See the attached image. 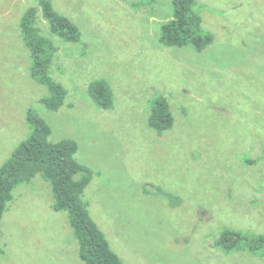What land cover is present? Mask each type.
<instances>
[{
	"label": "rangeland",
	"instance_id": "1",
	"mask_svg": "<svg viewBox=\"0 0 264 264\" xmlns=\"http://www.w3.org/2000/svg\"><path fill=\"white\" fill-rule=\"evenodd\" d=\"M78 29L60 39L38 9L36 27L52 48V94L30 75L19 23L35 0H0V166L31 134V111L49 142L74 141L92 178L83 200L123 264H264L257 249L225 251L222 232L264 238V0H195L213 43L198 52L168 47L161 27L172 0H51ZM105 84L113 105L90 96ZM164 100V132L148 119ZM37 175L13 191L1 221L0 264H84L66 211ZM244 237V236H242ZM245 247H244V246Z\"/></svg>",
	"mask_w": 264,
	"mask_h": 264
},
{
	"label": "trees",
	"instance_id": "2",
	"mask_svg": "<svg viewBox=\"0 0 264 264\" xmlns=\"http://www.w3.org/2000/svg\"><path fill=\"white\" fill-rule=\"evenodd\" d=\"M35 2L37 7L26 10L19 27L31 53L30 75L46 86L52 94L51 98L42 99L41 104L49 110H57L63 104L65 92L48 76L52 48L38 33V9H41L42 15L49 22L51 32L60 39L78 42L80 34L69 19L53 10L51 0ZM194 5L195 0H172V17L161 27V42L164 45L178 48L191 46L201 52L213 43V36L202 30L201 18L195 13ZM90 96L102 109H110L113 105L112 92L101 82L92 84ZM27 122L31 127L30 136L0 166V235L2 217L13 198V191L20 184L29 183L40 175L51 184L54 199L52 209L55 212L68 213L70 225L79 244L80 260L84 264H123L112 251L105 234L91 218L88 205L83 200L92 172L77 162L76 143L71 140L49 142L50 128L31 111L28 112ZM173 122L166 102H154L148 119L149 125L158 132H164ZM216 241L225 251L240 249L242 241L247 249L254 250L258 248L254 246L261 244L264 238L251 239L238 232L225 231Z\"/></svg>",
	"mask_w": 264,
	"mask_h": 264
}]
</instances>
